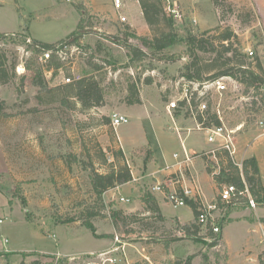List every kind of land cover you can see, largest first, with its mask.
Segmentation results:
<instances>
[{"label": "rangeland", "instance_id": "obj_1", "mask_svg": "<svg viewBox=\"0 0 264 264\" xmlns=\"http://www.w3.org/2000/svg\"><path fill=\"white\" fill-rule=\"evenodd\" d=\"M164 1L165 13L173 20L181 40L230 28L238 36L235 47L251 63L250 68L258 71L260 60L264 74V0H219L223 4L219 9L214 0H177L181 19L169 15L171 3ZM128 5L124 14L129 21L121 23L112 0H0V32L15 35L0 41L8 64L16 63L10 82L0 85V97L11 115L0 118V251L13 252L11 263L23 258L39 259L44 264H188L189 259L191 264H203L208 257L212 264H228L224 244H212L211 224L200 226L189 206L177 208L165 193L152 191L157 183L173 182L179 188L185 183L189 188L198 184L205 199L214 203L228 183L219 185L215 181L214 174L221 172L215 156L219 144L208 142L209 133L195 119L197 112L194 116L191 108L181 105L180 78L191 61L185 44L180 42L169 49L168 54L176 60H159L162 57L137 37L151 39L153 29L162 26L152 29L144 20L140 4ZM81 19L87 32L81 50L66 62L56 61L61 65L59 70L48 71L42 52L29 48L31 43H57L72 34ZM131 32L136 35L130 37L131 44L148 55L144 61L133 62L123 44L106 37L123 41ZM213 58V54H202L201 64L208 66ZM32 60L37 61V69L44 67L53 93L41 91L34 84L37 71L26 68ZM205 74L207 77L209 72ZM92 75L103 87L104 107L82 111L79 105L61 103L64 92L56 89L68 84L66 79L73 82ZM133 83L138 87L141 105L126 101ZM226 85L222 94L212 90V97L207 96L208 90L197 89L205 93L203 101L211 103L226 131L233 132L237 150L234 162L242 164L257 157L264 181V95L254 90L246 94L233 78L226 80ZM172 101H177V108L169 113ZM114 115L127 116L130 122L114 128ZM118 151H123L126 161L121 157L116 160ZM185 151L198 153L197 165L202 172L197 182L188 170L167 176L162 172L164 162L178 165L185 159ZM243 154L249 157L241 161ZM125 162L137 180L103 196L101 216L90 221L96 228L94 234L84 225L88 222L85 215L73 220L82 211L80 204L95 203L90 175L93 170L107 173L110 164ZM122 196L130 203L119 201ZM155 205L159 211L148 210ZM247 207L241 201L231 206L220 203L211 223L221 228L223 222L241 216ZM193 223L200 227L198 234L193 232L195 228L190 232L184 228ZM5 239L8 245H4ZM225 240L231 251L230 264H253L250 252L257 251L259 234L249 235L240 223L226 227ZM42 251L62 254L38 253ZM23 252L36 255L25 257ZM260 252L264 255V241ZM106 258L116 261L107 262ZM5 263L0 258V264Z\"/></svg>", "mask_w": 264, "mask_h": 264}, {"label": "trees", "instance_id": "obj_2", "mask_svg": "<svg viewBox=\"0 0 264 264\" xmlns=\"http://www.w3.org/2000/svg\"><path fill=\"white\" fill-rule=\"evenodd\" d=\"M164 0H140L139 4L144 16L146 23L152 27H158L157 30L153 31L154 36L150 39L147 37H137L140 39L144 46L150 48L155 54H159L162 58L159 60H176L174 56H170L169 49L175 44L180 42L185 44L186 54L189 55L191 61L183 68L181 78L184 77L187 81L204 82L206 80H214L221 77H231L238 81L245 88V93L248 94L251 90H254L256 94L264 95V74L261 65V61L257 60L256 68H250L251 63H248L245 55L235 47L238 36L230 29H215V34L207 35H189L185 40H181L177 29L172 19H169L165 13ZM216 8H221L223 4L219 0H214ZM84 20L81 19L77 25L76 30L65 39L57 43H43L41 41H34L31 43L29 48H32L35 52H47L54 50L57 45H63L65 43L70 45H76L77 47L83 46V38L87 34L84 29ZM15 36L12 34L0 32V41L6 37ZM136 36L135 33H126L125 40H118L112 36H106L107 39L113 42H120L129 50V57L133 62L144 61L148 55L142 49L134 46L130 42V37ZM24 38V37H22ZM25 40V38H24ZM213 54L214 58L210 60L209 65L203 66L202 54ZM47 70H59L61 65L56 60L49 61L47 63ZM26 68L31 72H36L35 85L40 88L41 91L52 92L53 90L49 87L48 82L44 77V67L38 68V63L32 60L27 63ZM37 69V70H36ZM16 63L12 62L8 64L6 55L1 53L0 50V85H6L12 77L15 75ZM205 72H209L206 77ZM263 90V91H261ZM56 91L64 92L61 98V103L68 106L79 105L82 111H88L92 108H102L105 105V94L101 82L95 76L83 77L68 84L62 85L61 88ZM38 99H41L38 96ZM67 100V101H66ZM129 105H141L142 100L138 91V87L135 83L129 86V95L126 99ZM186 106V103H182ZM198 104L194 102L193 108L197 111L195 117L199 125L204 129H210L213 127L223 126V122L216 112L211 109V103H209V109L201 114L198 111ZM257 104V103H256ZM190 108V107H189ZM31 110L30 112H33ZM36 111V110H35ZM34 111V112H35ZM191 113V111H189ZM11 115L8 112L6 101L0 97V118H8ZM107 121H110L107 118ZM112 124V122H111ZM116 160L121 159L126 161L123 151H118L114 155ZM216 158L220 161L221 172L215 175V181L219 184L235 185L238 188V192L245 190V184L248 186L250 196L255 200L258 207L264 208V184L259 169L258 162L255 157L246 159L243 163V176L239 165L234 162L233 158L227 151H217ZM106 155H104V162L106 161ZM111 169L107 173H100L93 170L90 175V187L91 193L95 197V203L93 205H86V203L80 204L82 211L79 217L73 220L83 219L84 215L87 217L88 222L84 225L92 230L96 234V228L91 224V220L101 216L102 208H105L104 194L110 190L116 189L125 184L134 181L133 173L127 162L121 165L110 164ZM212 173V171H209ZM239 200L248 205L249 198L245 195H239ZM146 203V202H145ZM148 204V203H147ZM148 206V205H146ZM187 206H189L196 219L199 218V204L198 202L187 199ZM148 209V207H146ZM149 211H159L157 205L154 208L148 209ZM114 216H117L116 214ZM132 216V215H131ZM130 217V216H129ZM128 217V218H129ZM133 217V216H132ZM72 220V221H73ZM200 225V224H199ZM202 226V225H200ZM185 230L191 231L195 228L194 233L198 234L200 227L193 223L191 226H185ZM224 228V222L222 223L221 231L215 233L213 228L210 229V237L213 240V246L223 244L222 230ZM36 253H23V256L30 257ZM226 258V257H225ZM67 261V259H65ZM259 261L264 264V255H260ZM35 264H41L36 262ZM188 264H191L189 259ZM203 264H212L208 257L204 258Z\"/></svg>", "mask_w": 264, "mask_h": 264}, {"label": "built area", "instance_id": "obj_3", "mask_svg": "<svg viewBox=\"0 0 264 264\" xmlns=\"http://www.w3.org/2000/svg\"><path fill=\"white\" fill-rule=\"evenodd\" d=\"M66 2H74L75 0H65ZM140 0H112V6L114 9L115 14L117 15L118 20L121 23H127L129 21V18L124 14L126 9L128 8L129 2H135L139 4ZM167 3H171V6L169 7V15L173 16L174 19H181V14L178 8V1L177 0H166ZM81 49L80 47H77L76 45H70V44H63V45H57L54 50L47 51L49 52L48 55L42 52V61L44 63H48L49 61L56 60L58 62H66L73 58L74 54L79 52ZM249 54L253 56V52L249 51ZM231 77H221L214 80H206L204 82H196V81H187L184 77L180 78V82L183 88V92L181 97V105L182 103H186V106L191 108V113L194 115V108L193 104L194 102L199 103L198 104V111L201 114H204L209 109V101L204 102L203 99L204 94L203 91H199L197 88H204L208 91H206L208 97H212V90H216L219 94H222L225 90H227L226 80H231ZM72 78L66 79V82L70 83ZM196 86V87H195ZM195 87V89H194ZM177 108V101H172L168 104V111L169 113H172V109ZM197 112V111H196ZM195 116V115H194ZM112 126L114 128H117L121 125L128 124L130 122V119L127 116L124 115H114L111 118ZM202 127V126H201ZM207 133H209L208 136V142L209 143H218L219 146L217 148V151H227L229 152L230 156L234 160V156L236 155V146L234 143V138L231 136L233 132H227L225 126L221 127H213L210 129H206ZM185 153V162H190L191 158L187 151ZM214 154V152H212ZM175 159H179L180 156L178 154L174 155ZM239 168L241 170V174L243 176V163L238 164ZM166 186V187H165ZM152 191L156 193H165L167 200L174 205L177 208L187 206V199H192L199 204V218L198 222L200 225H208L211 224L213 226V231L215 233L220 232V227H214V224L211 223L212 220H215L214 217V211L219 210L220 203L224 206H231L236 205L240 203L239 195H245L249 198L248 205L256 209L257 204L255 200L250 196L248 186L245 184V190L238 192V188L235 185H225L223 189L220 192L219 200L214 203H205L203 202V193L202 189L198 184H194L191 188H184L180 187L177 183L170 182V184L164 185L162 183H157L155 186L152 187ZM119 201L122 203H130V199L126 197H120ZM5 243L8 244L9 240L6 239ZM117 249V248H116ZM115 249V250H116ZM58 256H61L58 254ZM94 256V255H93ZM104 256V255H102ZM68 259V258H66ZM69 260L76 261L79 260L76 257H69ZM59 261V260H58ZM107 262L114 263L116 259L114 258H106ZM36 262H40L41 264H44L39 259H34L33 261H26L22 260L20 262L16 263H9L6 262L5 264H35Z\"/></svg>", "mask_w": 264, "mask_h": 264}, {"label": "crops", "instance_id": "obj_4", "mask_svg": "<svg viewBox=\"0 0 264 264\" xmlns=\"http://www.w3.org/2000/svg\"><path fill=\"white\" fill-rule=\"evenodd\" d=\"M197 154H198L197 152L192 151V155L189 154L191 160L188 163H186L184 161L185 159L183 161H180V163L178 164V165H180L179 166V169L177 168L178 165H176V166L174 164L172 165L173 162L172 163H170L168 161L167 162H164V164H166V167L163 168L162 172L165 173L166 176H167V175H171V174L177 173V172H181L182 173L183 170L184 171H187L188 170L192 174V177H194V179H195L194 181L195 182L199 181V179H201V174L200 173L202 172V169H201L199 163L197 165V161L200 160L199 159V156ZM246 157H249V156L243 154L241 156V161H243ZM255 158H256V160L258 162L259 169H260V173H261L260 161L258 160L257 157H255ZM161 163H163V162H161ZM193 164L195 165V169H194V165ZM261 177H262V174H261ZM136 180L137 179L134 176V181H136ZM262 182L264 184L263 177H262ZM182 185H183L182 187H184L186 189H188L189 186H190L187 183L182 184ZM119 189H120V187H118L116 189H113V190H110V192H113V191L119 190ZM107 193H109V192H107ZM107 193H105V194H107ZM122 197H124V196H122ZM126 198H128V197H126ZM203 202L209 203V200L205 199V197L203 196ZM240 223H243L244 224V227H245V229H246V231H247V233L249 235L259 234L260 235V241H261L260 243L263 244V241H264V208L258 207L256 209H251L250 207H247L246 209H244L242 211V215L241 216L231 217V220L224 222V228L222 230V236H223V244H224V247H225V249L227 251V255H228L227 256V262H228V264H230L229 261H230L231 251H230V248H229V246H228V244H227V242L225 240V229H226V227H232L235 224H240ZM5 240L3 242L4 245H8L9 243L6 244L5 243ZM260 243L257 246H255L256 247V250H257L256 252H254V253L252 251L250 252V254L253 255V257H252L253 258V261H254L253 264H261L260 261H259V257H260V254H261V252H260ZM23 253H27V252H23ZM38 253H43V254H46V255H48V254H62L60 252H50V251H42V252H38ZM0 254H6V256L5 255H2L0 257V258H3L4 259V262H8V261H10L9 263L12 262L11 261V258L14 257V255H12L13 252L11 250L0 251ZM64 255H66V254H64ZM22 260H23V258H22ZM13 263H15V262H13Z\"/></svg>", "mask_w": 264, "mask_h": 264}]
</instances>
